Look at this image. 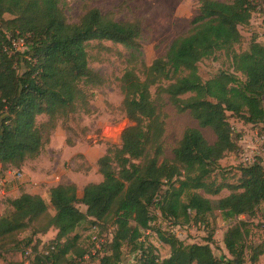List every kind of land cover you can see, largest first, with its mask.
<instances>
[{
    "label": "trees",
    "instance_id": "trees-1",
    "mask_svg": "<svg viewBox=\"0 0 264 264\" xmlns=\"http://www.w3.org/2000/svg\"><path fill=\"white\" fill-rule=\"evenodd\" d=\"M61 1L0 0V174L18 171L38 157L56 128L71 130L66 119L71 113L90 111L91 89L104 83L89 66L91 41H111L129 50V66L119 78L120 106L129 124L118 144L104 143L105 151L95 163L102 180L87 183L80 194L75 183L65 182L50 188L47 201L22 189L7 199L11 211L0 216V259L21 248L24 253L30 249L25 258L29 264H89L94 258L96 264H244L248 222L237 218L253 217L264 202V166L259 157L238 166L235 184L217 182L212 174L221 158L238 149L239 135L227 113L245 124L264 121V43L252 34L247 49L234 50L242 41L240 27L250 24L257 3L199 0L191 28L146 65L140 59L138 20L116 21L111 14L90 8L71 23ZM5 14L10 16L6 20ZM19 40L29 45L27 50L16 49L13 42ZM220 51L241 76L220 71L203 80L197 64ZM166 101L178 112H189L200 127L210 128L215 140L210 143L198 128L188 127L172 157H166ZM40 115L47 119L38 122ZM67 141L71 143L70 138ZM223 189L230 192L215 200L209 197ZM154 209L173 226L205 224L215 210L223 220L234 219L222 237L230 258L214 254L211 236L202 243H185L171 231L157 228V240L169 247V254L159 257L145 240L157 218ZM85 222L93 224L98 235L107 225L114 227L110 241L103 243L106 252L99 257L83 258L88 250L75 230ZM50 229L56 230L50 241L34 238ZM27 230L28 237H18ZM91 234L90 230L89 238ZM125 245L135 256L126 263ZM251 249L253 263L263 247Z\"/></svg>",
    "mask_w": 264,
    "mask_h": 264
},
{
    "label": "rangeland",
    "instance_id": "rangeland-1",
    "mask_svg": "<svg viewBox=\"0 0 264 264\" xmlns=\"http://www.w3.org/2000/svg\"><path fill=\"white\" fill-rule=\"evenodd\" d=\"M224 1V0H223ZM257 7L256 12L252 14L255 18L249 25L240 27L242 41L234 45L236 52H241L248 48L252 34L257 35L256 24L263 27L264 9L260 0H254ZM61 8L68 22H76L90 8H97L102 13H108L116 21H126L136 19L141 26L139 43L141 45L140 59L146 65H149L155 58L164 55L171 41L186 33L192 25V20L198 15L199 0H62ZM10 16L5 14L6 20ZM257 22V23H256ZM260 37L264 38V33L258 32ZM17 50L25 51L29 45H25L22 40L14 43ZM89 66L104 78V83L91 89L92 95L89 98V112L79 110L71 113L66 119H69L71 130L58 127L51 136L50 146L42 150L37 164L30 165L32 170L41 169L42 171L54 172L60 181H76L80 186L87 181L97 180L95 167L92 166L90 173L77 172L75 167L80 163L94 164L95 160L104 152L105 144L120 142L119 137L122 129L129 124L121 110L122 94L119 88V78L124 70L129 66V50L121 44L111 41H91L88 48ZM18 71H21V64L17 65ZM198 73L203 80H207L220 71L234 72L231 59L224 52H217L214 56L201 60L197 64ZM236 73L239 77V73ZM264 105V98H263ZM165 113L166 132L164 136L165 156L172 157V149L181 138L183 131L188 127L198 128L208 142L215 140V135L210 128L200 127L197 121L189 112H178L172 104L165 102L163 106ZM228 120L234 133L238 134V149L235 152L227 153L219 160V168L212 174L217 182L235 184L239 177L237 169L240 165H248L253 159L260 158L264 166V121L255 125L245 124L240 117L227 113ZM38 122L47 119L45 115L37 118ZM66 122L62 123L65 124ZM64 126V125H63ZM66 138H70L73 145H68ZM81 155V156H79ZM88 165V164H87ZM13 176L9 178L16 183L21 181L22 174L18 176L16 170ZM85 174V175H84ZM3 181L0 177V216L11 211L7 199L13 198L12 194L2 191ZM10 189V188H9ZM230 192L223 189L218 195L209 196L211 199H218ZM47 201L48 192L42 193ZM81 210L85 206L79 204ZM49 211L53 213L52 208ZM157 216L151 223L150 233L145 236L147 244L154 246L159 257L168 254L169 247L157 240L155 229H165L173 231L177 237L185 243L205 242V239L211 236V247L214 254L225 260L230 258L224 249L222 243L223 233L226 228L235 220H223L219 211L215 210L208 218L207 223L200 224L190 222L186 225H177L174 229L170 222L162 220L157 210H152ZM237 219L248 222V235L244 243L247 246L245 250L244 264H264V202L261 203L253 215L247 217L240 215ZM93 224L90 222L82 223L76 228V233L80 235V244L87 250L93 248L88 236ZM173 227V228H172ZM100 229V228H99ZM114 227L107 225L102 231L105 243L110 241ZM56 230L50 229L44 235H36V239L42 242L50 241ZM211 234V235H210ZM30 235V231H24L18 234L19 238H25ZM261 245L263 252L259 254L257 260L253 263L249 258L253 250L251 247ZM106 252L103 247L102 253ZM123 262H130L134 259L129 246L122 248ZM24 252L21 248L13 250L2 255L0 264H5L10 260L25 261ZM87 264V263H86ZM89 264H96V259H92Z\"/></svg>",
    "mask_w": 264,
    "mask_h": 264
},
{
    "label": "crops",
    "instance_id": "crops-1",
    "mask_svg": "<svg viewBox=\"0 0 264 264\" xmlns=\"http://www.w3.org/2000/svg\"><path fill=\"white\" fill-rule=\"evenodd\" d=\"M263 9H264V4H263ZM253 20H255V18H251L250 24L253 22ZM255 29L258 32H260V33H264V25H263V27H260V26H258V23H257L256 26H255ZM258 32H256L257 33V37H258V41H261V42L264 43V38L260 37ZM50 140H51V137H50ZM49 144H50V141H49L48 145L45 147L46 149L49 148V146H50ZM67 144L70 145V146L73 145L72 142L71 143H67ZM104 151H105V149H104ZM103 153L100 156H102ZM41 155H42V153H40V155L38 157H36L35 159L27 160L23 164V166L18 170L20 172V174H22L23 177H22L21 181H19L17 183L15 181H13L12 179L11 180L9 179V178H11L13 176L12 172L14 170H7V171L3 172L2 175L0 174L1 180L3 181V185H4V188L2 189V191L5 193V190H6V193L7 194H9V193L12 194L13 198L20 194V190L21 189L23 191L27 192V193L38 194V195L43 197L42 193L48 192V194H49V190H50L51 187H54L55 185H57L59 183H65L63 181L58 182L59 178H58L57 175H55L54 172L48 173V171H42L41 169L32 170V168H30V165L37 164L36 162H39L38 160H39V157ZM79 156H81V155H79ZM97 159L95 160L93 165H91V163L90 164L87 163L88 166H89L88 170L78 169V166L75 167V171H77V172L81 171V172H85V173L89 174L91 169H92V166H94L95 169H94L93 172H95V174L97 175V177H98L97 180H95V181H90L89 180L85 184H83L82 186H80L74 180L67 181V182H73V183L76 184L77 192L79 194L81 193L83 187L87 183L99 182V181L102 180V176L97 172V167H96V164H95ZM168 254H169V251H168Z\"/></svg>",
    "mask_w": 264,
    "mask_h": 264
},
{
    "label": "built area",
    "instance_id": "built-area-1",
    "mask_svg": "<svg viewBox=\"0 0 264 264\" xmlns=\"http://www.w3.org/2000/svg\"><path fill=\"white\" fill-rule=\"evenodd\" d=\"M16 41H14L13 42V45H14V43H15ZM15 46V45H14ZM17 49V48H16ZM255 159H253V161H254ZM252 161V162H253ZM251 162V163H252ZM16 174H18V176L19 175H21L20 174V172L19 171H16ZM177 226V225H176ZM174 227V229L176 228L175 226H173ZM172 227V228H173ZM171 232H173L172 230H171ZM91 237H90V241H91V243L93 244V248H91V249H89L88 250V252L84 255V259H89L90 257H92V256H95V257H99V256H101L102 255V249H103V243L105 242V240H104V234H102V235H98L97 234V232H96V230H95V228L94 227H92L91 228ZM150 232L149 231H146L145 232V235H147V234H149ZM29 252H30V249H27L26 251H25V258L29 255ZM25 264H29L28 263V260H26L25 261Z\"/></svg>",
    "mask_w": 264,
    "mask_h": 264
}]
</instances>
